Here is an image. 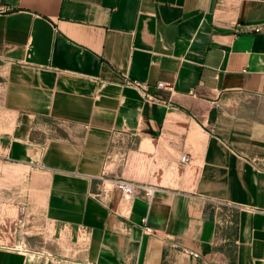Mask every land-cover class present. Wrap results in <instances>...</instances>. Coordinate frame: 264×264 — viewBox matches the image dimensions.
<instances>
[{
  "label": "crops",
  "instance_id": "crops-1",
  "mask_svg": "<svg viewBox=\"0 0 264 264\" xmlns=\"http://www.w3.org/2000/svg\"><path fill=\"white\" fill-rule=\"evenodd\" d=\"M8 194L57 244L0 264H264V0H0Z\"/></svg>",
  "mask_w": 264,
  "mask_h": 264
},
{
  "label": "rangeland",
  "instance_id": "rangeland-1",
  "mask_svg": "<svg viewBox=\"0 0 264 264\" xmlns=\"http://www.w3.org/2000/svg\"><path fill=\"white\" fill-rule=\"evenodd\" d=\"M11 179L9 177L7 181L5 180L4 184H11ZM8 195L10 196H6L5 199L0 198V245L8 247L22 255H27L25 257L27 261L31 260V254H33L31 251L56 245L57 241L45 240L42 233L31 235V221L26 222L19 219L22 211L17 207L18 202L11 200V194ZM53 237L55 238L54 232L52 233Z\"/></svg>",
  "mask_w": 264,
  "mask_h": 264
},
{
  "label": "built area",
  "instance_id": "built-area-1",
  "mask_svg": "<svg viewBox=\"0 0 264 264\" xmlns=\"http://www.w3.org/2000/svg\"><path fill=\"white\" fill-rule=\"evenodd\" d=\"M123 83L128 87L139 90L146 100L151 102L156 101V97L148 92L147 86L144 82L140 80H134L126 76ZM157 87L170 88V85L166 82L160 81L157 83ZM182 160L187 161L188 157L184 155ZM98 179L100 180L98 193L91 191L90 195L100 202H103V198L114 191H119L126 200H131L136 194H143L147 198L151 199L155 196V194H157V192L161 190V187L157 185L145 182H136L121 176L110 177L108 175H103ZM143 221L146 223L147 219L145 218ZM143 229L145 233H155L154 228L148 226L147 224H144ZM187 253L195 257H199V254L196 252L187 251Z\"/></svg>",
  "mask_w": 264,
  "mask_h": 264
}]
</instances>
